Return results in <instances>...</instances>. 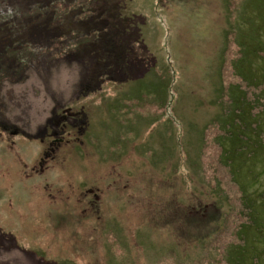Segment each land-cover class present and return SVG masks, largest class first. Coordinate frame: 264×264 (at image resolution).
I'll return each instance as SVG.
<instances>
[{"label":"rangeland","instance_id":"obj_1","mask_svg":"<svg viewBox=\"0 0 264 264\" xmlns=\"http://www.w3.org/2000/svg\"><path fill=\"white\" fill-rule=\"evenodd\" d=\"M74 1L0 0V264H264V0Z\"/></svg>","mask_w":264,"mask_h":264},{"label":"trees","instance_id":"obj_2","mask_svg":"<svg viewBox=\"0 0 264 264\" xmlns=\"http://www.w3.org/2000/svg\"><path fill=\"white\" fill-rule=\"evenodd\" d=\"M78 2H80V1L79 0H75L74 2L69 3L67 5L66 4L63 5L61 3V5H63L62 6V9H59V5L58 6L56 5L58 7V11L56 13V16L57 17H60L62 14L67 15L69 13L71 15L73 13V11L75 12L78 9H83V8H86V7L92 8V7L96 6V5H80L81 3L77 4ZM97 4H99V3H97ZM131 22L132 21H130V23ZM53 40H55V39H53ZM257 51H258L257 52V56L261 55V56L264 57V48H258ZM243 58H246V59L243 60V62L245 63V66L249 65V60L247 59V53H245L244 50H242V54H239V58L238 59H235V61L233 62V65L236 66V64L239 63L238 61L239 60H242ZM233 68H236V67H233ZM246 69H247V67H246ZM236 71L237 72L235 73V75L237 77H239L241 80H243V82H245L246 85H249V86L254 87V88H257V89L258 88L262 89V86L264 85V74L261 75L262 79H258L257 76L254 75V74H249L248 72H242L240 70H236ZM262 72H264V69H263ZM250 83H252V84H250ZM235 86L236 87H235V96H234V98H236V103H237V108H238L237 113L238 114L239 113L241 114V112H242V114L244 113V114H248L249 116H253L254 119L258 118V115H255V114H253L251 112L254 111V108L253 107H254V105H255V103L257 101L260 102V105L264 108V104H263L264 103V97H255L254 96L253 103H250L251 101L248 100V94H246V89L244 90V88L242 87L241 84L240 85H235ZM258 94H261V96H262V93L261 92H259ZM244 105H251V106H253L249 113L242 108ZM262 112H264V109H262ZM257 114H259V111L257 112ZM237 171L240 172V169H237ZM244 191H246V190H243V192ZM262 200H263V206H264V198H262ZM244 201L248 202L245 205H246V208L248 209L249 217H252V215H254V213H255V209H253L252 206H251V205H254L255 204V200L252 197V194L251 193H248L246 191V193L244 194ZM252 223H254L253 225L258 226L259 228L261 226H263L261 223L260 224H257L255 222H252ZM259 228H257V230H259ZM244 245L246 246L247 244H244ZM253 249H254V247H253ZM257 258H258V256H257ZM236 260L239 261L240 258L237 257ZM258 261H259L258 263H261V260L259 258H258Z\"/></svg>","mask_w":264,"mask_h":264}]
</instances>
